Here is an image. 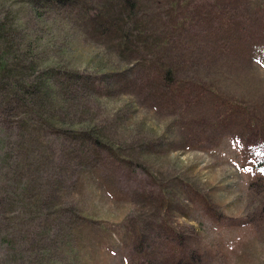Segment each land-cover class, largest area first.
Returning <instances> with one entry per match:
<instances>
[{
	"label": "rangeland",
	"instance_id": "rangeland-1",
	"mask_svg": "<svg viewBox=\"0 0 264 264\" xmlns=\"http://www.w3.org/2000/svg\"><path fill=\"white\" fill-rule=\"evenodd\" d=\"M38 2L0 0L13 59L0 70V264H132L139 233L151 264H176L178 241L183 264H264V143L248 128L264 133V0H136L129 49L79 7Z\"/></svg>",
	"mask_w": 264,
	"mask_h": 264
},
{
	"label": "trees",
	"instance_id": "trees-1",
	"mask_svg": "<svg viewBox=\"0 0 264 264\" xmlns=\"http://www.w3.org/2000/svg\"><path fill=\"white\" fill-rule=\"evenodd\" d=\"M34 1L36 0H28V2L34 6ZM39 2L37 4H45L46 1L48 0H38ZM110 1V0H109ZM118 1V6H115L114 8H116V12L111 11L109 14V18L101 15L103 14L102 11H97L95 13H92L89 9V7L86 5V3L83 0H54V2H68L70 3L72 6H77L79 7L80 10V19L83 25L89 27L96 35L101 36L102 38H105L106 36H108L109 34L113 33L115 35L118 36V40H117V45L122 48V49H127L129 44L131 43V38H140L141 37V31L139 29L138 26V22L137 20L134 18L135 17V13H134V6L136 5V0H117ZM188 0H173V5L176 7L179 3L185 2ZM41 2V3H40ZM112 2V1H110ZM105 4H107L105 2ZM112 4V3H111ZM126 8H125V7ZM111 16V17H110ZM190 20V19H188ZM110 22V23H109ZM179 26L180 27H184V19L182 18L179 22ZM114 27V28H112ZM4 26L2 23H0V33L3 32ZM3 37L0 36V43L3 44ZM135 48L137 50H140V48L136 45ZM1 49V54H0V70L6 69V68H10L12 66V54H7L6 49L2 46H0ZM129 49V48H128ZM256 54L259 57H263L264 56V47L262 50H257ZM8 61V63H6ZM11 61V62H10ZM54 70L51 67H47V69L45 71L43 70H39V76H41V80L39 82V85L41 84V86H39L37 89L39 91L44 90L45 89V84L49 83L51 84L52 81L55 79L54 75ZM69 74H67V80H72L73 76H79L78 72H68ZM155 74H156V78L162 83L163 86H166L168 89L170 88H175L176 86V78H173L171 69L169 67L164 68L162 67H158L155 70ZM58 76V75H57ZM85 80V82H89V87L90 89L93 88V86L91 85V83H95L96 86L100 89L102 88V85L100 84V81L89 75H83L82 76ZM170 86V87H169ZM93 92V91H92ZM33 93V90L30 92L29 90L26 91V94H28L29 96ZM43 94V96L46 95V90L41 92ZM40 92H36L34 94H32L34 96V98L37 97H42ZM95 94V93H94ZM226 96V95H225ZM227 99L230 101H234L235 99H230L227 96ZM42 100H44V98H42ZM259 124L256 123H249L248 128L250 129V131L254 134V138L255 139H259L264 143V133L262 131V129H260ZM93 142L94 145H96V142L98 143H102L101 141H95V137H91L88 136ZM105 144V143H104ZM128 159H126V162L132 166L129 162L127 161ZM134 166H138L140 167L141 165H138L137 163L134 164ZM253 169L255 170V176H258L259 178L262 179V188H261V192L264 194V158L260 159L258 162L253 164ZM141 173H145L144 169H141L140 171ZM250 185L252 186V183H250ZM167 234H170V232H168ZM166 234V236H167ZM137 243H142V235L139 233V235L137 237H135L132 241V244L130 245V260L132 264H151L150 260L148 259L149 254L151 253V251L154 249L153 247V243L152 240L149 238H145L143 241V245H141V250L139 251L140 253H137L135 251L136 249V245ZM181 241H178L175 245H174V249L176 250V257H175V262L176 264H183V262L186 261H190L192 254V251H190L188 253V255H183L180 256L178 255V251L177 248L181 245ZM193 253H195L193 251ZM137 254H140V257H135L137 256ZM201 256V255H200ZM195 263H199V257L197 256L194 260Z\"/></svg>",
	"mask_w": 264,
	"mask_h": 264
}]
</instances>
